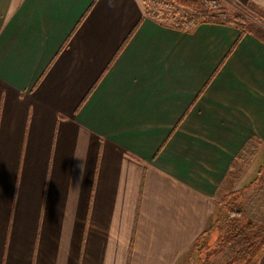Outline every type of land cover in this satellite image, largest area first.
Listing matches in <instances>:
<instances>
[{
  "label": "crops",
  "instance_id": "obj_1",
  "mask_svg": "<svg viewBox=\"0 0 264 264\" xmlns=\"http://www.w3.org/2000/svg\"><path fill=\"white\" fill-rule=\"evenodd\" d=\"M143 5L0 0V264H189L264 141V42Z\"/></svg>",
  "mask_w": 264,
  "mask_h": 264
},
{
  "label": "trees",
  "instance_id": "obj_2",
  "mask_svg": "<svg viewBox=\"0 0 264 264\" xmlns=\"http://www.w3.org/2000/svg\"><path fill=\"white\" fill-rule=\"evenodd\" d=\"M143 1L147 15L160 23H165L168 18L173 17L169 13L170 7L175 6L179 9L182 12L179 22L175 25L171 24L176 29L189 31L202 23L233 24L241 32H248L264 42V11L253 5H235L231 12H226L222 10L221 0ZM251 142L248 141L240 152H248ZM241 156L242 154H238L236 158L239 159ZM251 185L257 187V192L248 196L250 206L244 200L248 188L223 192L217 206L218 211L222 210L223 217L221 218L219 214L215 216L211 228L202 232L194 241L192 252L201 250L207 243L209 234L215 232L217 237L215 246L212 245L211 249H208L206 258L219 251H223L224 258H227L222 264H242L247 262L248 258H257L264 248V212L261 214L257 212L264 201V166L258 169ZM255 259L251 262L253 263ZM197 260L196 264H209L210 261V259Z\"/></svg>",
  "mask_w": 264,
  "mask_h": 264
},
{
  "label": "rangeland",
  "instance_id": "obj_3",
  "mask_svg": "<svg viewBox=\"0 0 264 264\" xmlns=\"http://www.w3.org/2000/svg\"><path fill=\"white\" fill-rule=\"evenodd\" d=\"M154 1H162V0H154ZM144 3V1H143ZM147 3V2H146ZM222 3V10L226 11V12H231L232 8L235 5H243L237 1H233V0H221ZM245 6V5H243ZM145 8V4L143 5V9ZM145 12V11H144ZM170 14L173 15V17L168 18L165 22H168L170 24H176L179 22V17L181 16V11L179 9H177L175 6L170 7ZM145 14H147L145 12ZM238 154H242L241 158H235V160L232 163V167L229 168L228 173H227V178L230 180V178L236 179V184L233 187V191H240L243 188H248L246 190V194L244 197L245 203L249 205V201H248V196L257 192V187H252L251 183L254 180V178L257 175L258 169L261 166H264V141L262 140H258L256 138H254V140L251 142V148L250 150L248 149V152L245 151V153H241L239 152ZM225 185V184H224ZM232 189L231 184L228 185V189ZM230 192V191H229ZM254 194V195H255ZM220 201V199H219ZM218 201V203H219ZM253 202V201H252ZM262 204L264 205V201L262 202ZM261 204V209L259 211H257L258 213L260 212H264V206H262ZM253 205V204H252ZM255 205V204H254ZM215 209V215L219 214V216L222 218L223 217V212L222 210H217ZM216 233L212 232L211 234H209L207 240H206V244H204V246L202 247L201 250L192 252V258L190 259V263L189 264H196L197 263V259H210L209 264L213 263H218L220 262V264L223 263V261H225L223 256V251H219L218 253L207 257V251L208 249H211L212 245L215 246V241H216ZM220 249V248H219ZM222 250V249H221ZM249 260L247 262H242V264H250L252 263L251 261H253V259H255L254 257L252 258H248ZM232 264H239V263H232ZM253 264V263H252Z\"/></svg>",
  "mask_w": 264,
  "mask_h": 264
}]
</instances>
